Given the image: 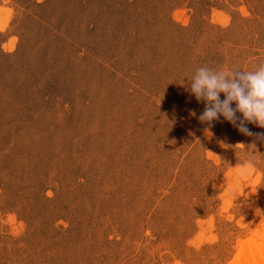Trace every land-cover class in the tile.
Here are the masks:
<instances>
[{
	"label": "rangeland",
	"instance_id": "rangeland-1",
	"mask_svg": "<svg viewBox=\"0 0 264 264\" xmlns=\"http://www.w3.org/2000/svg\"><path fill=\"white\" fill-rule=\"evenodd\" d=\"M259 63L264 0H0V264L260 251L264 142L188 89Z\"/></svg>",
	"mask_w": 264,
	"mask_h": 264
},
{
	"label": "clouds",
	"instance_id": "clouds-1",
	"mask_svg": "<svg viewBox=\"0 0 264 264\" xmlns=\"http://www.w3.org/2000/svg\"><path fill=\"white\" fill-rule=\"evenodd\" d=\"M188 89L198 102L204 104V110L198 116L201 123L211 127L223 117L243 135L254 137V142H264V132L254 133L247 127V124H254L264 129V63L250 70L200 66Z\"/></svg>",
	"mask_w": 264,
	"mask_h": 264
},
{
	"label": "bare ground",
	"instance_id": "bare-ground-1",
	"mask_svg": "<svg viewBox=\"0 0 264 264\" xmlns=\"http://www.w3.org/2000/svg\"><path fill=\"white\" fill-rule=\"evenodd\" d=\"M233 264H264V245L260 251L244 246Z\"/></svg>",
	"mask_w": 264,
	"mask_h": 264
}]
</instances>
